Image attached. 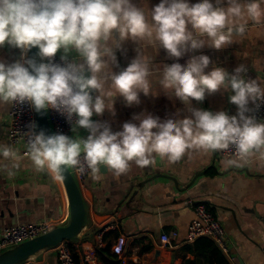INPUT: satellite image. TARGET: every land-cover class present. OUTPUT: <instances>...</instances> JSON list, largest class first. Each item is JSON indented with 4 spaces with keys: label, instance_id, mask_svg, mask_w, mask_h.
Segmentation results:
<instances>
[{
    "label": "clouds",
    "instance_id": "clouds-1",
    "mask_svg": "<svg viewBox=\"0 0 264 264\" xmlns=\"http://www.w3.org/2000/svg\"><path fill=\"white\" fill-rule=\"evenodd\" d=\"M223 2L217 0V5ZM262 4L264 0H226V6H214L211 0L195 4L161 0L150 11L149 23L145 10L131 0H0V47L7 43L24 54L37 48L41 60L53 58L61 49L65 53L75 50L83 61L64 66L32 60L10 65L0 62V103L28 102L37 112L51 108L69 121L75 116L74 131L84 128L89 132L86 140H77L63 134L46 136L43 131L36 133L34 124L30 126L28 155L37 170H47L56 181L63 179L64 166L80 164L82 149L94 175L101 165L117 175L132 161L148 166L153 153L175 161L193 146L223 150L235 145L244 157L264 148V123L246 115L250 102L264 103V87L244 78L243 65L231 75L215 65L206 73L211 63L206 55L192 56L185 65H165L161 83L185 105L203 101L206 93L230 89V103L238 109L235 116L194 110V118L163 123L151 115L137 116L138 126L125 123L115 133L92 117L106 110L115 115L117 96L131 106L139 103V93H151L147 58L138 54L118 74L109 67L110 63L117 65L115 51L126 40L154 39L178 59L206 44L222 50L233 43L234 36L245 33L246 18L258 21L264 17ZM0 156L15 159L16 154L4 145Z\"/></svg>",
    "mask_w": 264,
    "mask_h": 264
},
{
    "label": "crops",
    "instance_id": "crops-1",
    "mask_svg": "<svg viewBox=\"0 0 264 264\" xmlns=\"http://www.w3.org/2000/svg\"><path fill=\"white\" fill-rule=\"evenodd\" d=\"M145 10L148 22L150 11L161 0H131ZM190 4L200 0H188ZM214 6H226V0ZM246 2V0H241ZM264 8V4L261 5ZM247 19L246 31L234 36L233 43L222 50L205 47L186 52L179 59L170 56L154 39L126 40L115 51L117 65L109 64L112 72L124 71L138 54L147 58L151 93H139V103L128 106L122 96L114 98L115 115L107 110L93 115V122L106 124L113 133L122 131L123 124L139 120L134 117L151 115L161 123L172 119L194 118V110L212 113L223 111L237 114V106L230 103L231 90L221 89L205 94L203 101L191 100L185 105L174 96L172 89H164L161 81L165 65H185L192 56L206 55L213 65L224 68L230 75L243 65L246 80H256L264 87V17L258 21ZM191 30V26H189ZM119 39L117 34H114ZM206 39V38H205ZM58 55L83 63L75 50ZM23 57V59H22ZM27 60L18 48L7 43L0 47V62L13 64ZM43 59V63H45ZM87 73V72H86ZM90 76V73H88ZM110 83V81H109ZM97 95L95 91L91 93ZM253 103L248 105L251 116ZM10 103H0V147L10 146L15 159L0 156V233L7 228L49 221L55 227L69 220V204L61 181L53 179L47 170H37L30 156H22V147L8 141V114ZM258 123H263L257 121ZM155 131V130H153ZM84 128L72 131L71 138L86 140ZM83 151V149H82ZM264 148L252 151L240 159H229L221 150L193 146L175 161L153 153L148 166L129 162L128 169L119 175L106 166L100 172L92 171L78 184L86 209L85 224L80 235L70 240L76 264H82L78 249L92 246L96 250L93 264L103 259L116 264H179L194 259L183 250L187 242L188 226L195 219L190 203H203L221 223L227 243L229 264H264ZM171 236V247L161 244L160 236ZM106 250L103 258L97 251ZM200 264H206L200 259ZM31 264H57L55 248H47L31 258Z\"/></svg>",
    "mask_w": 264,
    "mask_h": 264
},
{
    "label": "built area",
    "instance_id": "built-area-1",
    "mask_svg": "<svg viewBox=\"0 0 264 264\" xmlns=\"http://www.w3.org/2000/svg\"><path fill=\"white\" fill-rule=\"evenodd\" d=\"M56 54L53 58H46L45 63H53L64 66L67 63H75L70 57H64ZM259 105V106H257ZM48 120L53 134H63L71 138L75 126L76 117L73 116L69 121L65 115L53 110L46 109ZM251 117L256 121L264 123V103L257 102L253 104ZM35 125L34 131L39 133L36 127L34 108L28 103L23 104L10 103L8 114V141L11 145L22 147V156L28 157V136L26 134L33 131L30 127ZM221 155L229 159H240L241 155L235 145H230L227 149L221 150ZM80 164L77 167L68 166L80 185L87 178L91 169L87 166L85 153L81 151L79 157ZM83 168L81 172L79 169ZM194 211L195 219L191 221L187 231V242H194L196 239L205 237L212 240L218 248L228 254L229 246L226 235L221 223L210 213L203 203H190ZM55 228V225L49 221L33 223L29 225L10 227L0 233V250L23 241L33 239L37 236L47 233ZM160 242L166 247H171V236L162 234ZM57 253V264H76L74 252L68 241H64L55 247ZM80 261L82 264H93L96 260V250L92 246H81L79 249ZM264 255V247L262 249ZM18 264H31V259Z\"/></svg>",
    "mask_w": 264,
    "mask_h": 264
},
{
    "label": "water",
    "instance_id": "water-1",
    "mask_svg": "<svg viewBox=\"0 0 264 264\" xmlns=\"http://www.w3.org/2000/svg\"><path fill=\"white\" fill-rule=\"evenodd\" d=\"M38 53L39 50L37 48L30 49L27 52V60H32L38 64ZM85 75L87 77L88 73H85ZM34 113L38 132L43 131L46 136L54 135L46 110L37 112L34 109ZM61 181L69 204L70 214L68 222L33 239L0 250V264H18L31 259L44 249L55 248L62 242L74 240L80 235L85 224L86 209L79 185L68 166H64L63 179Z\"/></svg>",
    "mask_w": 264,
    "mask_h": 264
},
{
    "label": "trees",
    "instance_id": "trees-1",
    "mask_svg": "<svg viewBox=\"0 0 264 264\" xmlns=\"http://www.w3.org/2000/svg\"><path fill=\"white\" fill-rule=\"evenodd\" d=\"M183 250L192 254L194 259H184L181 260L179 264H200V259H203L206 264H229L222 251L209 238H198L192 244L184 245ZM103 253H106L105 249L97 251L100 258H103ZM103 264L116 263L108 262L106 259H103Z\"/></svg>",
    "mask_w": 264,
    "mask_h": 264
},
{
    "label": "rangeland",
    "instance_id": "rangeland-1",
    "mask_svg": "<svg viewBox=\"0 0 264 264\" xmlns=\"http://www.w3.org/2000/svg\"><path fill=\"white\" fill-rule=\"evenodd\" d=\"M42 62H43V60H41V58L38 55V63H42Z\"/></svg>",
    "mask_w": 264,
    "mask_h": 264
},
{
    "label": "bare ground",
    "instance_id": "bare-ground-1",
    "mask_svg": "<svg viewBox=\"0 0 264 264\" xmlns=\"http://www.w3.org/2000/svg\"><path fill=\"white\" fill-rule=\"evenodd\" d=\"M61 181V180H60ZM61 183H62V181H61ZM62 186H63V188H64V185H63V183H62ZM64 191H65V188H64ZM65 195H66V192H65ZM66 199H67V196H66ZM68 201V200H67Z\"/></svg>",
    "mask_w": 264,
    "mask_h": 264
}]
</instances>
